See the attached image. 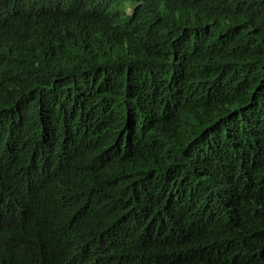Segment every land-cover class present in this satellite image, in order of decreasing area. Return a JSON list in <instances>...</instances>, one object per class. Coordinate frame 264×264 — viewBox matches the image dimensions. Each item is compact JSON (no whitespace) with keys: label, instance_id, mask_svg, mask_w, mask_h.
<instances>
[{"label":"trees","instance_id":"1","mask_svg":"<svg viewBox=\"0 0 264 264\" xmlns=\"http://www.w3.org/2000/svg\"><path fill=\"white\" fill-rule=\"evenodd\" d=\"M49 1L0 0V264H264V0Z\"/></svg>","mask_w":264,"mask_h":264},{"label":"clouds","instance_id":"2","mask_svg":"<svg viewBox=\"0 0 264 264\" xmlns=\"http://www.w3.org/2000/svg\"><path fill=\"white\" fill-rule=\"evenodd\" d=\"M53 5H56V6H53ZM55 7H59L58 10H51V9H54ZM63 6L61 4H58V3H53L49 0H40V6L39 8L42 10V11H45V12H52V13H56V14H66V10L65 8L63 7V11H61V8ZM60 9V10H59ZM64 33L66 34L67 38H69L71 36V33L72 31H74V33L76 34L77 36V40L82 42V41H89L90 42V35H87L86 37H83L84 35V32H87V34H89V30H90V26L89 25H86L85 27V24H82L79 23V24H74L72 22H68L66 24V26L64 27ZM87 168H91L93 166L91 165H85Z\"/></svg>","mask_w":264,"mask_h":264}]
</instances>
